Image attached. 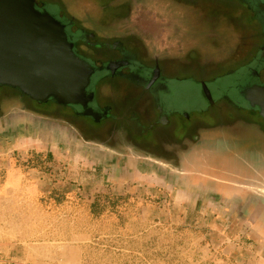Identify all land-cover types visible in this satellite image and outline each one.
<instances>
[{
    "label": "flooded vegetation",
    "instance_id": "flooded-vegetation-1",
    "mask_svg": "<svg viewBox=\"0 0 264 264\" xmlns=\"http://www.w3.org/2000/svg\"><path fill=\"white\" fill-rule=\"evenodd\" d=\"M203 1H117L98 31L60 2L36 0L68 22L76 52L95 68L88 102L95 114L38 101L0 83V129L26 127L69 138L74 132L82 139L79 130L89 139L84 144H104L125 163L148 162L168 183L211 181L221 189L204 195L236 200L240 215L262 208L264 118L246 91L264 85V0H216L232 7L238 20L241 47L234 46L229 55L247 57L228 84L214 75L226 59L210 64L204 45L195 46L187 34L186 19L177 18L181 9L202 10ZM83 2L88 12L92 4Z\"/></svg>",
    "mask_w": 264,
    "mask_h": 264
},
{
    "label": "rangeland",
    "instance_id": "rangeland-1",
    "mask_svg": "<svg viewBox=\"0 0 264 264\" xmlns=\"http://www.w3.org/2000/svg\"><path fill=\"white\" fill-rule=\"evenodd\" d=\"M55 1L99 31L115 3L127 0H86L88 12L84 0ZM201 7L181 9L177 18L186 19L187 34L195 46L204 45L210 64L226 59L214 75L228 84L247 59L229 55L241 47L238 20L222 1L205 0ZM77 131L82 139L74 132L69 138L0 129V264H264V234L246 231L239 209L227 217L207 195L179 197L165 180L148 177L152 164L125 163L102 143L84 144L89 139ZM95 199L104 205L99 214L91 213Z\"/></svg>",
    "mask_w": 264,
    "mask_h": 264
},
{
    "label": "water",
    "instance_id": "water-1",
    "mask_svg": "<svg viewBox=\"0 0 264 264\" xmlns=\"http://www.w3.org/2000/svg\"><path fill=\"white\" fill-rule=\"evenodd\" d=\"M95 74L75 50L69 24L36 0H0V83L38 101L81 106L86 113ZM264 118V85L246 91ZM95 114V113H94Z\"/></svg>",
    "mask_w": 264,
    "mask_h": 264
},
{
    "label": "crops",
    "instance_id": "crops-1",
    "mask_svg": "<svg viewBox=\"0 0 264 264\" xmlns=\"http://www.w3.org/2000/svg\"><path fill=\"white\" fill-rule=\"evenodd\" d=\"M136 172H138V171L136 170ZM19 173H20L19 170L13 171V173H12L13 175L16 176L18 183L21 181V177L19 176ZM161 176L162 175L160 173H158L156 170L148 175V177L151 180L163 179ZM169 184H171L173 186L172 189L175 191L177 196H179V197L185 196V198L188 201L198 200V199L194 198L195 195H197V193L202 192L203 194L205 193V194L212 196L213 192H216V191L221 189L220 186L213 184L211 181L210 182H199V180H197L195 178H189L185 182V184H182L179 181L173 182L171 179V182H169ZM31 188H33V190L35 192H37L36 190H37L38 186L33 184L31 186ZM213 201L220 202L219 204L223 208V213H226L225 216H227V217H231L233 215L229 212L230 209H235V212L237 211L238 203L236 200H232L229 198H221V199H215ZM236 215L241 217L240 214L236 213ZM245 216L249 217L246 219H247V223H249V225H250V226L249 225L244 226L245 228H247L246 231L250 230L251 232H255L258 234H264V204L262 205V208L256 207L255 212L250 211V210L247 211L245 213ZM260 222L263 223V225Z\"/></svg>",
    "mask_w": 264,
    "mask_h": 264
},
{
    "label": "trees",
    "instance_id": "trees-1",
    "mask_svg": "<svg viewBox=\"0 0 264 264\" xmlns=\"http://www.w3.org/2000/svg\"><path fill=\"white\" fill-rule=\"evenodd\" d=\"M91 213L92 214H99L104 208V205L99 202L98 199H95L91 205Z\"/></svg>",
    "mask_w": 264,
    "mask_h": 264
}]
</instances>
